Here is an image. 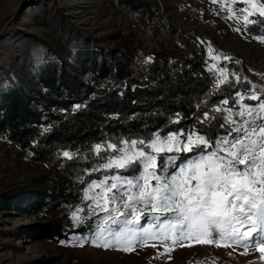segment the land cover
I'll return each mask as SVG.
<instances>
[{
    "label": "rangeland",
    "instance_id": "rangeland-1",
    "mask_svg": "<svg viewBox=\"0 0 264 264\" xmlns=\"http://www.w3.org/2000/svg\"><path fill=\"white\" fill-rule=\"evenodd\" d=\"M73 2L77 9L67 7L70 0H0V119L4 103L14 96L22 99L28 109H39L38 95L46 90L47 71L55 72L60 90L70 77L97 90H122L125 83L120 80L110 82L108 78L93 77L94 63L97 66L109 63L123 71L142 73L150 66L152 57L162 59L170 68H182V63L191 56H200L205 71L213 75L212 87H216L217 78H223L219 75L220 69L226 68L228 79L221 85V92L229 91L233 83L235 91L230 97L235 100L232 103L230 97H223L222 116L215 117L214 121L223 122L222 129L228 133L235 125L225 122L227 109L233 108L234 113L242 110L235 107L239 101L237 92L246 97L242 104L260 103L247 97L253 86L264 93V42L257 39L264 37V17L259 15L264 0H253L257 9L249 20L256 23L247 25L244 17L253 11L248 0ZM217 55L220 61L213 59ZM233 73L239 76V81ZM225 98L229 100L228 105L222 103ZM77 106L72 103L70 111L77 110ZM247 118H239L240 123ZM259 122L264 124V119ZM39 129L43 132L47 126L40 124ZM180 129L185 130L184 139L193 127L178 126L159 134L166 137ZM132 138L136 137L113 136L102 140L99 143L106 151L99 156L93 147L81 153L64 150L73 153V158H80L78 166L70 170L65 162L69 159L63 158V151L57 152L54 159L38 162L31 152L12 144L6 129L1 128L0 264H264L256 248L245 251L235 245L202 244L197 242L195 234L192 239L178 241L174 246L169 232L168 239H152L149 234L135 242L130 237L129 242L122 241L112 248L97 247L101 243L97 239L100 227L112 225L110 221L107 225L104 222L109 213L96 208L92 200L84 199V190L92 180H100L117 170H90L106 162L108 156L117 154L107 150L108 142L119 148L122 140ZM153 138L154 134L150 140ZM209 144L210 147L201 145L199 149L209 151L216 143ZM177 154L183 152L163 153L158 162L161 156L166 161L167 156ZM175 170L169 168L168 172ZM140 171L141 166L136 163L121 175L131 177ZM58 186L64 192L52 198ZM74 212L80 217L79 222L73 218ZM51 226H59L64 237L43 239L44 230ZM127 227L135 229L139 225ZM251 227L250 221L233 222V229L240 234ZM230 235L231 230L224 237L213 238L226 244Z\"/></svg>",
    "mask_w": 264,
    "mask_h": 264
},
{
    "label": "snow or ice",
    "instance_id": "snow-or-ice-1",
    "mask_svg": "<svg viewBox=\"0 0 264 264\" xmlns=\"http://www.w3.org/2000/svg\"><path fill=\"white\" fill-rule=\"evenodd\" d=\"M248 3L253 11L244 9L247 12L244 17L246 25L256 23L249 17L257 5L253 0H248ZM259 15L264 17V6L259 7ZM257 39L264 42V37ZM213 59L220 61L221 57L217 55ZM219 75L223 78L216 79L217 89L226 84L227 69L221 68ZM233 75L239 81V76ZM236 95L239 101L235 107L242 110L234 113L233 108H228V115L224 118L226 123L235 127L216 141L211 152H202L179 165L176 156H167L163 165L158 162V157L163 153H189L201 145L210 147L209 141L194 129L184 139L185 130L180 129L178 133H170L166 137L157 132L150 141L125 139L120 142L122 146L119 148L116 144L107 143V150L117 154L108 156L106 162L90 172L111 169L117 172L92 180L84 190V199L92 200L96 208L109 213L104 222L107 225L110 221L112 225L111 228L100 227L97 239L101 243L96 244L97 247L112 248L122 241L129 242L130 237L133 238L131 242H135L149 234L152 239H168L171 232L173 246L186 238L192 239L195 234L197 242L202 244L235 245L245 251L256 248L264 260V124L259 122L264 119L261 115L264 113V99H261L264 93L253 86L247 98L260 100L257 105L242 104L245 95L240 92ZM222 103L228 105L229 100L225 98ZM213 110L220 112L223 109L217 107ZM245 116L248 118L240 123L239 118ZM208 118V112H205L204 119ZM174 122L179 123V120ZM93 151L99 156L106 149L103 144L97 143ZM62 156L73 159V153L69 151H63ZM136 163L141 166L138 174L131 177L121 175ZM169 168L176 170L169 173ZM73 218L77 222L80 220L75 212ZM142 219L144 223H141ZM236 221H250L252 227L240 234L233 229V222ZM128 225H139V228L128 229ZM229 230L231 235L226 244L213 238L224 237Z\"/></svg>",
    "mask_w": 264,
    "mask_h": 264
},
{
    "label": "trees",
    "instance_id": "trees-1",
    "mask_svg": "<svg viewBox=\"0 0 264 264\" xmlns=\"http://www.w3.org/2000/svg\"><path fill=\"white\" fill-rule=\"evenodd\" d=\"M150 62L142 73L123 71L109 63L102 62L99 66L94 63L93 77L108 78L110 82L120 80L125 83L122 90H97L74 77H70L60 90L55 72L47 71L46 90L38 95L39 109H28L22 99L14 96L4 103L0 129L5 128L9 141L31 152L38 162L54 159L57 152L64 150L85 152L113 136H134L148 141L153 134L171 131L178 126L191 125L212 143L228 134L221 127L223 122L214 121L222 114L213 109L221 108L222 98H229L235 91L233 83H230L229 91L221 92V87L220 90L212 87L213 75L205 71L200 56H191L182 63V68H170L158 57H152ZM229 99L232 103L235 100ZM72 103L78 104L79 108L71 112ZM205 112H208L207 120L204 119ZM43 117L44 121H41ZM176 120L179 123L174 122ZM40 124L47 129L40 131ZM214 147L209 151L198 148L173 156L178 157L176 163L179 165L202 152H211ZM78 160L80 158L75 157L65 161L66 167L73 170L78 166ZM164 162L165 158L161 156L160 163ZM54 192L52 198L64 190L58 186ZM63 237L59 226L47 227L43 233L46 240Z\"/></svg>",
    "mask_w": 264,
    "mask_h": 264
},
{
    "label": "bare ground",
    "instance_id": "bare-ground-1",
    "mask_svg": "<svg viewBox=\"0 0 264 264\" xmlns=\"http://www.w3.org/2000/svg\"><path fill=\"white\" fill-rule=\"evenodd\" d=\"M69 9H77L78 6L73 2V0H70V3L67 5Z\"/></svg>",
    "mask_w": 264,
    "mask_h": 264
},
{
    "label": "water",
    "instance_id": "water-1",
    "mask_svg": "<svg viewBox=\"0 0 264 264\" xmlns=\"http://www.w3.org/2000/svg\"><path fill=\"white\" fill-rule=\"evenodd\" d=\"M26 7V5H24L23 7H22V9H24Z\"/></svg>",
    "mask_w": 264,
    "mask_h": 264
}]
</instances>
